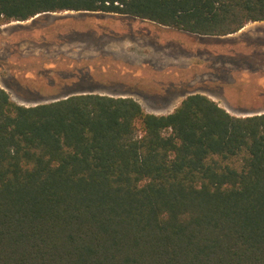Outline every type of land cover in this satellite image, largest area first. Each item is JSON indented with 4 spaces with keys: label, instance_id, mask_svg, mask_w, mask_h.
Wrapping results in <instances>:
<instances>
[{
    "label": "trees",
    "instance_id": "obj_1",
    "mask_svg": "<svg viewBox=\"0 0 264 264\" xmlns=\"http://www.w3.org/2000/svg\"><path fill=\"white\" fill-rule=\"evenodd\" d=\"M61 11L224 36L264 0H0V24ZM0 264H264V112L202 93L167 114L94 92L27 106L0 85Z\"/></svg>",
    "mask_w": 264,
    "mask_h": 264
},
{
    "label": "rangeland",
    "instance_id": "obj_2",
    "mask_svg": "<svg viewBox=\"0 0 264 264\" xmlns=\"http://www.w3.org/2000/svg\"><path fill=\"white\" fill-rule=\"evenodd\" d=\"M0 85L31 106L94 92L172 112L191 93L264 112V21L199 35L131 15L61 11L0 24Z\"/></svg>",
    "mask_w": 264,
    "mask_h": 264
},
{
    "label": "crops",
    "instance_id": "obj_3",
    "mask_svg": "<svg viewBox=\"0 0 264 264\" xmlns=\"http://www.w3.org/2000/svg\"><path fill=\"white\" fill-rule=\"evenodd\" d=\"M123 15V14H122ZM200 35V34H199ZM229 35H231V34H229ZM194 93V92H193ZM102 94V93H101ZM192 94V93H191ZM213 99V98H212ZM215 100V99H214ZM215 101H217V100H215ZM218 102V101H217ZM224 107V106H223ZM227 109V108H226ZM228 110V109H227ZM229 111V110H228ZM261 113V112H260ZM233 114V113H232ZM254 114H257V113H254ZM253 113H251V114H244V115H237V116H248V115H254ZM234 115H236V114H234Z\"/></svg>",
    "mask_w": 264,
    "mask_h": 264
}]
</instances>
